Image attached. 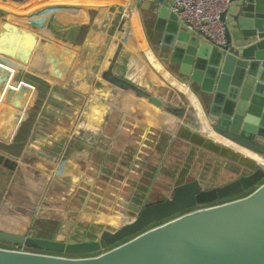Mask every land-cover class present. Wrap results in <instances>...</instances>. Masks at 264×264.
Segmentation results:
<instances>
[{"label":"crops","instance_id":"obj_1","mask_svg":"<svg viewBox=\"0 0 264 264\" xmlns=\"http://www.w3.org/2000/svg\"><path fill=\"white\" fill-rule=\"evenodd\" d=\"M159 7L154 0H0L1 214L32 210L60 225L40 236L90 239L179 183L206 184V161L216 166L213 177L229 175L212 186L242 173L245 151L103 76L114 61L115 75L204 112L208 95L194 94L198 86L167 71L171 63L149 48L162 37L154 29ZM122 8L131 20L125 37Z\"/></svg>","mask_w":264,"mask_h":264},{"label":"water","instance_id":"obj_2","mask_svg":"<svg viewBox=\"0 0 264 264\" xmlns=\"http://www.w3.org/2000/svg\"><path fill=\"white\" fill-rule=\"evenodd\" d=\"M154 1L160 4L154 29L162 34L157 53L208 95L204 115L115 75L114 61L103 76L261 159L249 156L242 173L221 185L209 187L199 178L179 183L168 197L146 202L133 218L95 238L60 240L0 229V241L38 249L0 247V264H264V0H232L230 19V8L222 13V47L181 27L169 0ZM130 26L129 19L124 37ZM196 205L201 207L180 213Z\"/></svg>","mask_w":264,"mask_h":264},{"label":"built area","instance_id":"obj_3","mask_svg":"<svg viewBox=\"0 0 264 264\" xmlns=\"http://www.w3.org/2000/svg\"><path fill=\"white\" fill-rule=\"evenodd\" d=\"M231 4L232 0H171L170 9L177 15L184 29L222 47L227 45L226 21L222 19V13ZM121 18L126 24L130 18L127 9L122 10ZM27 233L35 235L33 229H29ZM11 249L26 250L23 245H15Z\"/></svg>","mask_w":264,"mask_h":264},{"label":"rangeland","instance_id":"obj_4","mask_svg":"<svg viewBox=\"0 0 264 264\" xmlns=\"http://www.w3.org/2000/svg\"><path fill=\"white\" fill-rule=\"evenodd\" d=\"M149 29H151V27H149ZM156 47H158V45H154L153 43H151L149 48H151V50H153V51L156 50V52H157L158 48H156ZM167 62H169V61H167ZM167 65L169 66V70L167 69V71H171L173 73H177V70H176L177 68L171 67L170 64H167ZM196 90H198V88L191 87V91L194 94H198ZM197 98L199 99L200 104L202 106V102L203 101H201L200 97L197 96ZM187 103H189V104L191 103L190 98H187ZM202 108H203V106H202ZM203 110H205V108H203ZM248 161H251L250 158L248 159ZM206 163H207V165H206ZM206 166H207V168H206ZM205 168H206L207 172H211V174L209 175L210 178H208V179L210 180L212 178L210 181H205L206 182V184H205L206 186H210V185L212 186V184L214 185L215 183L217 184V183H220V182H224L229 177V175H228V173H226V171L220 172V175H217V177H213L212 176V172L216 171V169H215L216 166L215 165L212 166L211 162H207L206 161L205 163H202V170L206 171ZM262 181H264V179ZM253 188L254 187H252L250 190L246 191L244 194L246 195V194L250 193L253 190ZM171 191L169 190L167 192L168 196L171 195ZM226 199L227 200H231V197H228ZM226 199L221 200V201H225ZM221 201H219V202H221ZM214 203L217 204L218 201H216ZM31 206H34V205L31 203ZM197 207H199V206L196 205V206H194L192 208L185 209V210H183L180 213H186L187 211L189 212L191 209H195ZM36 210H39V209H36ZM19 211L21 213H19L17 211L16 215H12V214L6 215V214H1L0 213V229L9 230V231H17V232H27L29 229H33L35 234H38V235H41V234L42 235H51V234L55 233L57 228H58V226H60V225H58L59 223H57L56 221H53V220L52 221H44V219H42L39 216V214H37L35 211H34L35 215L33 214L34 212H32V210H28L27 209V210H23V211L19 210ZM173 217L174 216H171L168 219H171ZM168 219L157 221L156 223L152 224L149 227H152L154 225L162 223L163 221L168 220ZM120 224H121V222H117L114 227L112 226V228L115 229ZM101 229L102 228H100L99 230H101ZM88 234L89 233H87L86 235L89 236ZM121 242H123V241H121ZM121 242L119 241L118 243H121ZM14 246L15 245L12 244V243H7V242L0 241V247L13 248ZM24 248L26 250L38 251V249H36L34 247H30V246H24ZM50 252L51 253H55V252H52V251H50ZM96 253L97 252H94L92 254H96ZM72 255L73 256H79L80 254H72Z\"/></svg>","mask_w":264,"mask_h":264},{"label":"bare ground","instance_id":"obj_5","mask_svg":"<svg viewBox=\"0 0 264 264\" xmlns=\"http://www.w3.org/2000/svg\"><path fill=\"white\" fill-rule=\"evenodd\" d=\"M199 113L203 114L204 115V112H201V111H198ZM207 133H209L211 136L215 137V139L217 140H220L226 144H230V145H233V146H236L238 147L239 149H241L242 151H245L249 156H251L253 159H257V160H260L261 157L257 154V153H254L253 151L251 150H248L242 146H238L236 145L235 143H233L232 141H230L229 139L225 138V137H222L212 131H209L207 129H204Z\"/></svg>","mask_w":264,"mask_h":264},{"label":"flooded vegetation","instance_id":"obj_6","mask_svg":"<svg viewBox=\"0 0 264 264\" xmlns=\"http://www.w3.org/2000/svg\"><path fill=\"white\" fill-rule=\"evenodd\" d=\"M199 207H201V206H199ZM199 207H197V208H199ZM196 209V208H195ZM191 210H193V209H191Z\"/></svg>","mask_w":264,"mask_h":264},{"label":"trees","instance_id":"obj_7","mask_svg":"<svg viewBox=\"0 0 264 264\" xmlns=\"http://www.w3.org/2000/svg\"><path fill=\"white\" fill-rule=\"evenodd\" d=\"M46 236H48V235H46ZM49 236H51V235H49Z\"/></svg>","mask_w":264,"mask_h":264}]
</instances>
